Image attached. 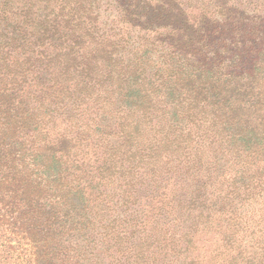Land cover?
Returning <instances> with one entry per match:
<instances>
[{
  "label": "trees",
  "instance_id": "1",
  "mask_svg": "<svg viewBox=\"0 0 264 264\" xmlns=\"http://www.w3.org/2000/svg\"><path fill=\"white\" fill-rule=\"evenodd\" d=\"M114 1L0 0V221L86 264L105 196L108 264H264V0Z\"/></svg>",
  "mask_w": 264,
  "mask_h": 264
},
{
  "label": "rangeland",
  "instance_id": "2",
  "mask_svg": "<svg viewBox=\"0 0 264 264\" xmlns=\"http://www.w3.org/2000/svg\"><path fill=\"white\" fill-rule=\"evenodd\" d=\"M111 1V12L113 14L119 13L120 15L123 13L122 9L126 3L121 5L119 8H115L117 6L114 0ZM152 2L149 4V0L143 1L141 4L144 7L146 12V18L150 20V25H145L143 23L144 19H140L139 16L135 17V23L133 26H130L129 31H131V36L133 39H137L139 34L144 33L145 31H152L157 30L158 33L167 34V32L171 31L173 28L181 26L180 18L178 14L174 11H171L169 14L165 15V18L158 21V24L153 26L155 21V14H153L152 10ZM114 7V8H113ZM134 21V18L131 19ZM171 23V26H167ZM153 26V27H151ZM185 30V29H184ZM127 31V30H126ZM151 38L154 35L150 36ZM172 38L171 36L160 38L158 36V43L164 42L168 38ZM141 193H144L142 189ZM146 200L147 197H146ZM145 196L140 195L139 200L137 202V207L142 208L139 209L140 211H144L145 204ZM93 207V213L95 215V220L91 225V236L88 237L90 242L91 251L94 252V256H92V260L86 262V264H94L98 263L101 264H108L110 259H112L115 255V248H109L107 246V241L110 239L111 236L106 237V233L109 231L120 233L122 238V243L124 246L131 245L134 247L136 236L130 237L129 235L125 234V227L126 224V215L122 214L121 209L117 210L115 206V201L110 202L106 199L105 196H102L100 199L96 200L91 204ZM149 206V205H148ZM147 208V207H145ZM2 209V203L0 201V210ZM127 216H132L131 211L127 212ZM4 220L5 222L0 221V264H39L40 260L35 258L34 252L36 248L33 244H30L28 240L21 239L20 234H18V229H13V221ZM10 223V224H9ZM109 248V251L105 252L106 249ZM210 250V247L207 246L204 251ZM102 251V252H101ZM105 255V256H104ZM44 263H48L47 259H44Z\"/></svg>",
  "mask_w": 264,
  "mask_h": 264
}]
</instances>
